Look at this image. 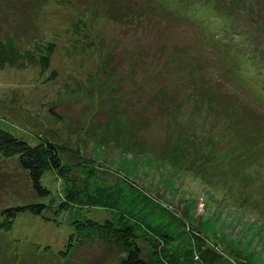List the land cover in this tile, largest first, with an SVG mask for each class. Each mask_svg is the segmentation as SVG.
Returning a JSON list of instances; mask_svg holds the SVG:
<instances>
[{
    "label": "rangeland",
    "instance_id": "rangeland-1",
    "mask_svg": "<svg viewBox=\"0 0 264 264\" xmlns=\"http://www.w3.org/2000/svg\"><path fill=\"white\" fill-rule=\"evenodd\" d=\"M78 19L94 45L70 54ZM0 40L55 43L45 73L0 68V122L136 181L231 264H264V0H0ZM43 181L56 196L62 181ZM48 200L0 155V221ZM65 226L22 215L0 229V264H50L34 243L58 248Z\"/></svg>",
    "mask_w": 264,
    "mask_h": 264
},
{
    "label": "trees",
    "instance_id": "trees-1",
    "mask_svg": "<svg viewBox=\"0 0 264 264\" xmlns=\"http://www.w3.org/2000/svg\"><path fill=\"white\" fill-rule=\"evenodd\" d=\"M66 33L70 54L86 53L94 45L81 19L73 22ZM230 39L218 40L224 51L230 47ZM53 43L36 41L31 49H21L10 41L0 40V68L32 66L45 73L51 66ZM56 76L52 68L48 79ZM255 88L264 91L260 85ZM4 122H0V155L15 159L33 191L49 200L5 207L1 211L4 219L0 221V229L11 232L25 214L57 225L64 222L67 229L58 248L48 244L47 239L34 243L36 260L82 264L77 256L89 253L91 257L85 264H100L115 257L117 264H231L222 252L206 243L199 230L189 226L180 214L136 181L113 175L76 149L47 137L36 134L31 142L24 133ZM45 172L62 181L56 196L43 181ZM95 209L104 213L98 216L93 212Z\"/></svg>",
    "mask_w": 264,
    "mask_h": 264
}]
</instances>
